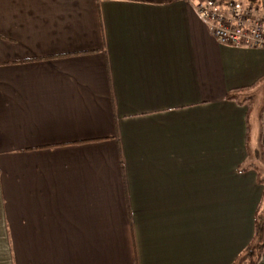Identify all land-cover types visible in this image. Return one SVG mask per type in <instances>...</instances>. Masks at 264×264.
I'll return each mask as SVG.
<instances>
[{"label":"crops","instance_id":"0c3cea01","mask_svg":"<svg viewBox=\"0 0 264 264\" xmlns=\"http://www.w3.org/2000/svg\"><path fill=\"white\" fill-rule=\"evenodd\" d=\"M258 152L264 49L190 0H0V264H232Z\"/></svg>","mask_w":264,"mask_h":264},{"label":"built area","instance_id":"2783aa9c","mask_svg":"<svg viewBox=\"0 0 264 264\" xmlns=\"http://www.w3.org/2000/svg\"><path fill=\"white\" fill-rule=\"evenodd\" d=\"M210 32L224 44L264 49V8L237 0H190Z\"/></svg>","mask_w":264,"mask_h":264},{"label":"trees","instance_id":"16d2710c","mask_svg":"<svg viewBox=\"0 0 264 264\" xmlns=\"http://www.w3.org/2000/svg\"><path fill=\"white\" fill-rule=\"evenodd\" d=\"M199 1V0H194ZM227 1V0H226ZM230 98H237L235 94L229 95ZM249 100V99H248ZM249 120V113H248ZM249 122V121H248ZM249 131V126H248ZM249 141V132H248ZM261 181L264 180L262 179ZM264 253V199L257 209L255 217V234L248 246L235 258L232 264H258Z\"/></svg>","mask_w":264,"mask_h":264},{"label":"rangeland","instance_id":"374dc122","mask_svg":"<svg viewBox=\"0 0 264 264\" xmlns=\"http://www.w3.org/2000/svg\"><path fill=\"white\" fill-rule=\"evenodd\" d=\"M237 1L259 5V6H262L264 8V0H237ZM255 97H256V101H254L253 107H255L256 112H259V109L261 108V105H262L261 97H259L258 95H255ZM256 120L257 119L255 118V121ZM258 128H259V126L256 123V127L254 126V131H253V146H257V140H258L257 135L259 133ZM254 155H255V153H254ZM256 155L254 157V160H256L257 164L259 165L260 171L262 172V175H263L262 178L264 180V162L261 160V154L259 152Z\"/></svg>","mask_w":264,"mask_h":264}]
</instances>
